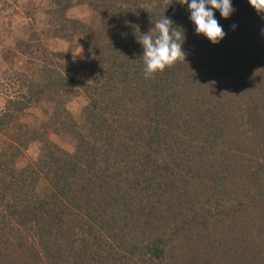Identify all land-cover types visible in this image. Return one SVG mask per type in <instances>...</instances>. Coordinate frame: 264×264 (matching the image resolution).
Returning <instances> with one entry per match:
<instances>
[{"label": "trees", "instance_id": "1", "mask_svg": "<svg viewBox=\"0 0 264 264\" xmlns=\"http://www.w3.org/2000/svg\"><path fill=\"white\" fill-rule=\"evenodd\" d=\"M232 4L217 45L178 0L25 6L0 50L17 89L0 95V264H264V12ZM164 15L185 62L145 79L137 38Z\"/></svg>", "mask_w": 264, "mask_h": 264}, {"label": "clouds", "instance_id": "2", "mask_svg": "<svg viewBox=\"0 0 264 264\" xmlns=\"http://www.w3.org/2000/svg\"><path fill=\"white\" fill-rule=\"evenodd\" d=\"M248 2L258 12H264V0ZM178 3L185 6L190 13L189 19L195 26L197 35H203L213 45L219 44L225 38L226 33L215 18V12L218 11L223 19L230 18L235 11L232 0H178ZM173 26L172 19L164 15L149 33L140 34V38H137L143 49L141 58L145 79L163 72L177 61L185 62L186 53L182 48L186 40L185 30L180 26Z\"/></svg>", "mask_w": 264, "mask_h": 264}, {"label": "rangeland", "instance_id": "3", "mask_svg": "<svg viewBox=\"0 0 264 264\" xmlns=\"http://www.w3.org/2000/svg\"><path fill=\"white\" fill-rule=\"evenodd\" d=\"M20 1V3H19ZM18 5L15 6L14 0H0V17L1 21L0 24V31H2L3 28H5L6 35L10 34L12 38H7V37H2L0 34V50L2 48H8V46H13L14 45V38H24L27 32L26 26H28V20L25 18L26 16L24 15V8L27 5L32 6L34 3V0H19ZM7 6L5 10L1 11L2 7ZM47 4L43 3V8L46 7ZM87 13L83 9H75L69 13V16H74V17H86ZM35 20L36 24L38 26H45L46 21H44V17L40 14L35 15ZM24 26V28H22ZM50 51L55 52V53H60L64 52L65 50V45L53 43L50 44L49 46ZM86 58V53L84 50L79 49L77 53L74 55L75 60H84ZM5 61L2 62L0 60V95L1 96H9V97H15L17 95V89L14 87H6L5 85V79L8 76L11 75H3L2 76V71L5 68V65L3 64ZM7 62L10 63L8 60ZM24 63V61H23ZM23 65L17 66V63L15 62V69H19ZM4 102L3 99L0 97V109L2 108ZM78 105V102L76 103L75 106ZM30 116H35L36 118L42 119L43 116L41 112L36 109V108H31L26 115V119L29 120Z\"/></svg>", "mask_w": 264, "mask_h": 264}]
</instances>
